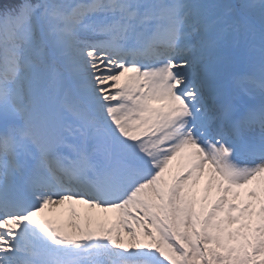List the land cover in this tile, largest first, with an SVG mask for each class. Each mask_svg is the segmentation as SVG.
I'll return each instance as SVG.
<instances>
[{"label":"snow or ice","instance_id":"6c2138e0","mask_svg":"<svg viewBox=\"0 0 264 264\" xmlns=\"http://www.w3.org/2000/svg\"><path fill=\"white\" fill-rule=\"evenodd\" d=\"M0 264H264V0L0 5Z\"/></svg>","mask_w":264,"mask_h":264},{"label":"bare ground","instance_id":"6f19581e","mask_svg":"<svg viewBox=\"0 0 264 264\" xmlns=\"http://www.w3.org/2000/svg\"><path fill=\"white\" fill-rule=\"evenodd\" d=\"M78 210H80L81 212H83L85 209H86V206L84 205H77L76 206ZM59 209H62V207L60 208H57L56 211L58 212ZM48 214V213H47ZM49 214H56L57 215V221H61V220H67V216H68V213L62 211L61 213H56L55 210L54 211H50ZM94 214L102 217V218H106L108 220V218H112V219H115V214L114 213H107V214H104V213H98V212H95Z\"/></svg>","mask_w":264,"mask_h":264},{"label":"trees","instance_id":"16d2710c","mask_svg":"<svg viewBox=\"0 0 264 264\" xmlns=\"http://www.w3.org/2000/svg\"><path fill=\"white\" fill-rule=\"evenodd\" d=\"M19 3L20 0H0V5H3L4 3Z\"/></svg>","mask_w":264,"mask_h":264}]
</instances>
